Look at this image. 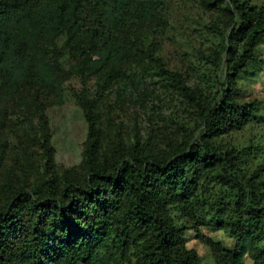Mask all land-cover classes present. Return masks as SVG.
Here are the masks:
<instances>
[{"label":"trees","instance_id":"1","mask_svg":"<svg viewBox=\"0 0 264 264\" xmlns=\"http://www.w3.org/2000/svg\"><path fill=\"white\" fill-rule=\"evenodd\" d=\"M166 1L0 0V103L31 108L41 126L38 142L46 161H51L52 148L45 111L62 104L71 62L80 77H97L103 90L133 85L135 69L151 63L195 107L203 127L199 141H185L166 156L114 149L110 160H102L86 91L73 93L88 124L83 175L68 176L59 186L52 172L41 189L13 192L0 208V264H118L115 252L128 264H199L196 253L183 247L181 228L164 217L163 208L174 200L195 214L201 181L233 168V153L215 148L212 140L259 120L258 103L240 104L229 91L264 37V4L201 0L207 8L224 7L234 26L226 60L230 89L218 103L206 105L145 46L156 27V9ZM238 41L236 53L231 46ZM239 191L240 201L225 209L227 221L221 216L202 223L227 227L236 239L234 249L225 251L202 240L218 264H243L246 255L254 264H264V247L258 246L264 237V208L255 199L249 201L245 187L240 185ZM133 241L139 249L132 262L127 251Z\"/></svg>","mask_w":264,"mask_h":264},{"label":"rangeland","instance_id":"2","mask_svg":"<svg viewBox=\"0 0 264 264\" xmlns=\"http://www.w3.org/2000/svg\"><path fill=\"white\" fill-rule=\"evenodd\" d=\"M248 1L256 7L264 4V0ZM156 10V27L146 38V48L162 58L167 70L178 73L203 103H218L223 92L230 89L226 68L234 27L230 15L224 7H205L201 0H167ZM240 46L238 41L231 47L239 53ZM252 55L254 60L237 74L229 93L240 104L258 103L259 120L212 140L215 148L233 153V168L227 175L218 171L201 181L195 214H188L174 200L164 204V217L181 228L182 245L196 253L199 264H218L204 238L225 251L234 249L236 239L227 227L202 223L221 216L227 221L225 209L240 201V185L251 193L249 201L255 199L264 208V120H260L264 117V37ZM67 69L62 104L45 111L52 148L50 162L40 149L41 126L31 108L0 103V208L6 207L14 191L41 189L48 173H55L59 186L65 178L83 175L88 124L73 96L82 89L96 119L98 157L102 160H110L114 149L122 154L151 150L166 156L173 147L188 140L199 141L203 134L195 107L167 79L158 76L151 63L145 61L135 69L133 85L104 90L97 77H80L73 62ZM229 177L232 181L226 184ZM258 246L264 247V237ZM138 249L139 244L131 242L127 255L132 262ZM115 253L118 264H128ZM243 264L254 261L246 255Z\"/></svg>","mask_w":264,"mask_h":264}]
</instances>
